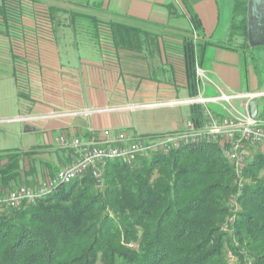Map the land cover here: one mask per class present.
Returning <instances> with one entry per match:
<instances>
[{"label":"trees","instance_id":"trees-1","mask_svg":"<svg viewBox=\"0 0 264 264\" xmlns=\"http://www.w3.org/2000/svg\"><path fill=\"white\" fill-rule=\"evenodd\" d=\"M27 1L0 0V41L12 51L25 30ZM29 1L42 7L39 14L56 41L72 33L78 50L87 43L95 48L102 32H110L119 47L143 31L81 8ZM191 23L182 51L193 99L199 95L197 68L212 44L195 39L203 34L197 15ZM229 35L222 47L250 49L248 0H235ZM18 57L11 54L12 63ZM12 72L18 96L26 99L24 75ZM203 110L191 105L189 120L201 123ZM253 150L241 173L218 143L208 141L168 153L151 151L132 166L108 160L99 167L100 181L89 172L32 203L0 210V264H233L230 255L236 264H264V150ZM53 152L49 146L0 152V194L38 186L28 177L49 166L44 157ZM57 172L51 169L48 180Z\"/></svg>","mask_w":264,"mask_h":264},{"label":"crops","instance_id":"crops-1","mask_svg":"<svg viewBox=\"0 0 264 264\" xmlns=\"http://www.w3.org/2000/svg\"><path fill=\"white\" fill-rule=\"evenodd\" d=\"M185 2L186 4L182 0L43 1L44 7L58 5L81 8L98 15L103 20L126 23L143 31L140 35H132L131 41L125 44L126 46L119 47L115 45L111 33L107 31L101 33L102 39L95 48L87 43L82 44L78 50L72 43V33L64 35V42H58L55 34L49 29L48 38L38 33L29 35L37 43L47 40L44 41V44L48 45L46 47L26 44L12 51L8 46V52L4 53V58H0L4 60V66L10 71L6 79L13 78L15 85L13 70L17 74H23L24 77L26 74L30 77L36 72L31 67L36 65V70L47 71L51 69L49 66L53 65L55 72H67L66 74L77 72L80 75L79 84L71 82L78 81L75 78L65 80L64 102L69 106H64V111L69 112L67 110L74 108L72 104L87 110H90V104L99 108L108 107L96 111L94 118H91L93 115L90 113L78 116L80 119H76L72 113L55 116L48 119L50 122L45 128L39 122L46 118L42 117L40 106L36 105L32 112L29 110V113L19 121L25 125V133L38 132L46 135L47 144L31 149L54 147L61 136L88 138L91 132L106 129L115 131L116 123L110 115L113 110L109 106L111 103L115 104L114 95L117 93L125 95L132 104L167 100L175 92L174 87H178V90L182 88L188 94L182 47L184 38L192 34L191 16L194 14L198 16L203 27V34L201 36L195 34V39L212 44L206 45L201 68L207 74L214 96L218 88L241 94L264 91V45L250 46V49L243 51L222 47L227 44L230 35L228 33L220 35L218 30L223 15L232 17L235 0H185ZM27 22L26 19L25 28L28 29ZM19 36L20 39L23 37ZM59 37L62 38L61 34ZM11 54H17L20 58L12 63ZM3 78L0 75V80ZM51 95L49 92V98ZM17 99L20 108L26 112L24 104L27 99H21L18 92ZM188 99H190L189 95ZM263 100L264 98L257 101L258 116L264 120V111L260 113V101ZM136 111L137 109L134 112ZM129 126L134 129L133 123L132 125L129 123ZM54 132L57 135L53 137ZM64 149L68 152L61 155V159L66 166L72 158L70 159L71 150ZM12 150L19 149L12 148Z\"/></svg>","mask_w":264,"mask_h":264},{"label":"built area","instance_id":"built-area-1","mask_svg":"<svg viewBox=\"0 0 264 264\" xmlns=\"http://www.w3.org/2000/svg\"><path fill=\"white\" fill-rule=\"evenodd\" d=\"M197 77L198 97L184 102L190 106H203L201 123L190 120L182 131L152 141L109 129L91 132L88 138L61 136L57 144L71 150L72 161L60 169L54 178L37 187L21 186L0 194V210L18 208L25 202L32 203L62 185L82 179L89 172L100 181L102 173L99 167L108 160H119L132 166L137 157L149 156L151 151L168 153L185 145L206 141L218 143L236 172L241 173L251 151L259 148L264 150V120L259 116L253 118L250 109L253 100L264 98V91L241 94L218 88L215 96H206L209 79L201 67L197 68ZM229 258L232 263V256Z\"/></svg>","mask_w":264,"mask_h":264},{"label":"rangeland","instance_id":"rangeland-1","mask_svg":"<svg viewBox=\"0 0 264 264\" xmlns=\"http://www.w3.org/2000/svg\"><path fill=\"white\" fill-rule=\"evenodd\" d=\"M50 1V0H41ZM39 2V1H38ZM27 28L24 32H20L21 39L14 42L16 47H22L24 45L39 44L38 46L46 47L48 46L44 41L37 43L36 40L31 39L30 33H38L41 36L45 35L44 38H48L47 30L48 26L44 23V19L40 16L42 7L36 6V2L27 1ZM232 17L223 15L222 23L218 30V34H230ZM24 33V35H23ZM27 34V35H26ZM27 36V37H26ZM199 38V37H198ZM8 44L1 43L0 41V57L4 56V53L8 51ZM0 75L4 78L0 80V152L6 151L7 149L15 148L20 151L30 150L32 147L44 146L47 144L46 135L43 133H25V128L23 123L19 121L23 119L29 110L32 112L36 105L40 106V113L42 117L46 118L44 121L41 120L39 123L45 128L46 124L50 122L48 119L54 118L55 116L69 115L72 113L77 119L78 116L82 114L93 115L94 118L98 110L106 109L108 107H98L96 105L90 104V110H87L79 105H74V108H70L69 112L64 111V106H69L65 104V80H72L73 78L78 79V81L72 80L73 84H79V73L77 72H55L53 70V65H50V70L38 71L36 70V65L31 67L33 72L29 77L28 74L25 77L22 76V85L24 86V95L27 100H25L26 112L22 110L19 106V101L17 99V88L15 82L8 78L7 75L10 73L8 67L4 66V60L0 58ZM201 67V65H200ZM74 74H76L74 76ZM28 77V78H27ZM11 78V77H10ZM69 83V82H68ZM175 92L171 94L170 98L163 101H155L152 103L145 104L144 102L139 104L129 103L127 97L122 94H115L116 98L115 104H110L109 107L113 110L110 115L113 117L114 123H116L115 131H122L130 135L131 137L136 136L143 140H148L146 135L152 134H168L171 132L182 131L189 120L190 105L186 104L188 99L187 92L178 87H174ZM176 90L179 92H176ZM207 93L206 96H214V92L207 83L206 85ZM49 92L52 94L49 98ZM178 93V94H177ZM173 102V103H172ZM260 113L264 111V100L260 101ZM176 103V104H174ZM60 104V105H59ZM113 105V106H111ZM215 108V106H212ZM147 108V109H145ZM137 109L136 112H134ZM216 109V108H215ZM72 111V112H70ZM30 112V113H31ZM66 112V113H65ZM44 113L46 115H44ZM80 119V117L78 118ZM122 121V122H120ZM133 123L134 129L130 126ZM45 124V125H44ZM53 137L56 136V132L52 133ZM51 136V135H48ZM47 136V137H48ZM55 152L47 154L44 160L49 163V166L39 167L38 172L28 177L33 185H38L37 183L45 182L49 179L48 175L51 169H56V172L63 168L64 163L61 159V155L66 154L68 151L62 147L54 144ZM262 150V149H257ZM253 150V151H257ZM27 164V160H26ZM39 183V184H40ZM228 259H230L228 257ZM236 259L233 258L232 263L236 264Z\"/></svg>","mask_w":264,"mask_h":264},{"label":"water","instance_id":"water-1","mask_svg":"<svg viewBox=\"0 0 264 264\" xmlns=\"http://www.w3.org/2000/svg\"><path fill=\"white\" fill-rule=\"evenodd\" d=\"M248 41L251 47L264 45V0H248ZM253 118L258 116V101L250 103Z\"/></svg>","mask_w":264,"mask_h":264}]
</instances>
